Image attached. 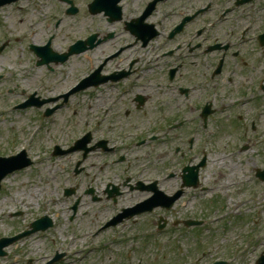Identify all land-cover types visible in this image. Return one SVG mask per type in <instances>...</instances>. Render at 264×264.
<instances>
[{"label":"rangeland","instance_id":"obj_1","mask_svg":"<svg viewBox=\"0 0 264 264\" xmlns=\"http://www.w3.org/2000/svg\"><path fill=\"white\" fill-rule=\"evenodd\" d=\"M72 1L79 9L75 16L66 14L70 5L60 0H24L18 5L0 9V48L10 39L0 53V150L4 151L0 152V157L11 158L22 151L14 149L17 145L14 142L19 140L17 148L26 145L23 150L26 149L33 161L30 168L8 176L3 183L0 192V237L13 236L30 221L45 216L56 223L52 231L34 234L9 248L7 257L0 258V263L24 264L22 258H34L42 262L45 256L52 254L55 246L62 245L69 252L62 264H207L222 256L225 251L230 253L232 250L245 249L242 242L250 234L257 233L262 241L264 183L258 181L255 174L258 169H264V116L259 128L254 132L249 129L248 137L242 139L238 128L221 125L224 115L220 113L211 120L210 133L207 134L210 152H207V166L201 172V186L210 188L209 191H203L201 187L187 189L184 199L193 197L188 207H182L180 203L170 214L158 210L155 216L145 215L138 221L126 222L94 236L99 226L121 207L142 201L148 196L146 193L135 192L132 198V195L125 196L126 192L114 204L102 194L108 183L118 187L125 174L137 175V171L144 167L164 170L177 166L176 174L180 173L186 160L180 161L174 154V148L179 144L177 139L185 138L190 132L202 133L203 140L199 142L195 153V164L201 160L205 149V133L200 126L186 131L178 129L171 131L169 143L155 140L141 144L143 138H120L115 144L118 148L110 153L99 149L85 159L80 152L55 157L53 151L56 145L68 149L73 146L76 138H81L95 126L99 128L98 140L106 133L121 137L142 132L144 137V133L149 136L159 128L163 135L165 122L172 119L176 111L173 109L171 112L168 108L167 101L172 100L173 96L161 74V63L152 64L153 70L146 74L145 67L144 74L139 73L141 78L133 82L136 86L158 84L161 88L147 90L135 86L136 90L129 96H122L118 92L119 87L108 85L96 90L88 89L72 96L47 124L46 117L44 120L39 112H43L48 105L41 111L36 108L10 110L12 105L13 109L22 105L20 103L33 93L45 99L47 96L65 94L80 78L92 71L91 62L84 55L73 56L61 65L51 64L52 70L46 66H37L39 58L30 51V44L46 45L52 38L53 51L64 54L78 39L116 30L117 40H113L112 46L88 53L95 66V61L109 54L118 41H132L133 38L124 31L122 24L112 27L101 15L88 14L87 8L93 0ZM107 70H113V67ZM143 70L141 68L139 71ZM126 87L128 83L124 84ZM138 95L149 97L141 110H137L133 103ZM118 96L121 97L120 101ZM113 100L118 101L119 106L114 107L105 119L103 109L112 104ZM178 106L181 110L179 102ZM159 119H164L161 124L157 121ZM111 124L113 132H109ZM10 138L13 140V148ZM244 145L248 149L241 151ZM7 150L10 151L5 152ZM122 157L125 158L123 163L114 164V159ZM78 164L84 171L75 175L73 170ZM171 180L165 184L168 190L173 191L180 186L181 179L178 177ZM70 186L77 188L76 197H65L63 188ZM90 188L95 191L96 197L101 198L99 202L91 201L92 196L85 193ZM35 191L40 192L41 198L30 201L29 196ZM78 196L82 197L81 208L74 223L70 224L71 207ZM218 201L220 203L217 204ZM17 214L19 216L15 217ZM161 219L162 224L166 221L163 231L158 229ZM187 219H205L209 222V230H188L182 224L174 225ZM212 221L222 222L214 224ZM75 230L76 242L82 239V246H90L94 242V245L99 244L102 249L96 251L92 246L82 253L77 248L74 250L72 247L75 241L70 239ZM115 240L116 247L112 246ZM77 247L80 248L79 241Z\"/></svg>","mask_w":264,"mask_h":264},{"label":"flooded vegetation","instance_id":"obj_2","mask_svg":"<svg viewBox=\"0 0 264 264\" xmlns=\"http://www.w3.org/2000/svg\"><path fill=\"white\" fill-rule=\"evenodd\" d=\"M111 5L109 13L120 19L110 23L108 18V24H122L126 27L131 18L146 17L145 23L153 25L158 34L146 44L144 40L131 43L118 41L102 62L105 63L104 75L108 77L105 84L118 85V92L127 96L139 86L147 90L159 89V85L136 86L131 81L140 68H144V72L147 67L146 74L153 70L152 64L161 63V74L173 96L172 100L167 101L168 108L171 112L176 109L173 118L165 122L163 135L159 128L142 141L148 143L163 140V143H169L171 131L193 130V127L197 129L198 126L205 130V140L212 117L217 113L224 115L223 127L229 125L239 131L248 130L249 126L256 128L262 116L254 114L258 112L264 115V0H111ZM125 30L129 31L127 27ZM112 38L117 40L115 34ZM108 66H112L113 70L106 71ZM125 83H128L126 88ZM148 99L147 96H136L133 100L136 109H143ZM118 103L112 105L111 111L119 106ZM160 109L165 111L164 108ZM204 112L205 115L212 112L213 116L204 119ZM163 120L157 121L161 124ZM120 138L128 139L126 135L115 137L106 133L98 140L94 130L91 141L93 148L105 143L109 151L103 152L110 153L115 151L114 145ZM192 139L195 137L191 132L185 138L177 139L179 144L175 146L174 154L180 161L188 159L193 163L195 148L191 145ZM166 172H169L168 168L162 170L156 167L150 170V167H144L137 171V175L124 176L118 187L111 184L106 186L102 194L110 201L109 198L115 194L112 191L118 188L121 195L126 192L146 193L148 197L145 200H148L153 196L151 191L154 188L161 190V186L166 183L161 179ZM257 175L258 170L255 177L260 181ZM175 178L176 174L169 176V179ZM86 194L92 196L91 201L98 200L94 190ZM184 196L185 193L181 199ZM77 202L79 210L81 198L74 205ZM207 222L203 221L199 229H206ZM107 229L102 227L99 233ZM260 245L263 249L252 242L247 249L232 250L230 253L225 251L222 256L207 264H257L260 257L264 256V238Z\"/></svg>","mask_w":264,"mask_h":264},{"label":"bare ground","instance_id":"obj_3","mask_svg":"<svg viewBox=\"0 0 264 264\" xmlns=\"http://www.w3.org/2000/svg\"><path fill=\"white\" fill-rule=\"evenodd\" d=\"M223 160L224 159H222L221 162ZM29 197H31L30 201H38L41 198V195H40V192L39 191H35L34 193H31ZM79 243H80V245H83L84 244L82 242V239L79 240Z\"/></svg>","mask_w":264,"mask_h":264},{"label":"water","instance_id":"obj_4","mask_svg":"<svg viewBox=\"0 0 264 264\" xmlns=\"http://www.w3.org/2000/svg\"><path fill=\"white\" fill-rule=\"evenodd\" d=\"M70 56V54L69 55H66L65 57H64V60H66V59H68V57ZM16 168H19V167H13V169H10L9 171H7V172H4L2 175H0V182H1V180L9 173V172H11L12 170H14V169H16ZM264 264V263H263Z\"/></svg>","mask_w":264,"mask_h":264}]
</instances>
